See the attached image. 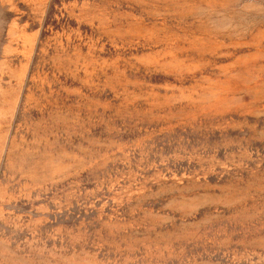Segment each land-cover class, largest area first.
Returning <instances> with one entry per match:
<instances>
[{
	"label": "rangeland",
	"instance_id": "1",
	"mask_svg": "<svg viewBox=\"0 0 264 264\" xmlns=\"http://www.w3.org/2000/svg\"><path fill=\"white\" fill-rule=\"evenodd\" d=\"M0 264H264V0H0Z\"/></svg>",
	"mask_w": 264,
	"mask_h": 264
}]
</instances>
